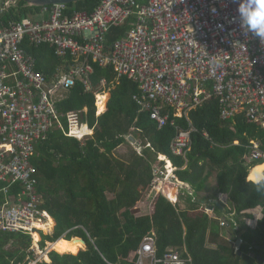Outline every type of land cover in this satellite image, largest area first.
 Masks as SVG:
<instances>
[{
    "label": "trees",
    "instance_id": "obj_1",
    "mask_svg": "<svg viewBox=\"0 0 264 264\" xmlns=\"http://www.w3.org/2000/svg\"><path fill=\"white\" fill-rule=\"evenodd\" d=\"M99 5V0H81L67 5L66 15L90 14ZM41 9L20 1L3 11L0 26ZM127 30V24L113 27L107 45ZM26 50L35 57L36 70L49 79L64 62L70 64L64 61L70 57L58 58L48 45H27ZM103 78L111 82L113 70L94 64V87ZM139 93L138 85L123 78L112 90L106 112L97 118L96 96L77 82L59 104L62 113L87 109L83 121L95 128V134L82 143L57 129L36 146L32 163L37 168V189L44 199L43 209L56 222L53 234L43 236L41 245L83 238L87 249L78 255L53 251L51 262L40 264H136L138 250L150 234L155 235L159 257L173 249L194 264H264V185L248 181L249 170L260 164L250 159L251 141H258L264 150V128L248 123L244 115L223 121L219 100L213 98L188 118L176 119L182 129L192 130L190 150L178 156L171 149L176 128L168 125L159 130L150 112L141 111L135 101ZM131 133L150 147L130 158L117 157L115 151L130 143L125 136ZM159 155L172 162L177 182L184 184L183 192L174 196L177 205L158 192ZM263 171L264 165L252 172L250 180L262 178ZM212 184L216 185L214 199L227 198L228 207L216 200L212 205L228 228L199 208L213 203L201 196ZM179 202L187 208L180 209ZM32 244L29 235L0 232V264H29L33 259L27 258L34 257L28 252Z\"/></svg>",
    "mask_w": 264,
    "mask_h": 264
},
{
    "label": "built area",
    "instance_id": "obj_2",
    "mask_svg": "<svg viewBox=\"0 0 264 264\" xmlns=\"http://www.w3.org/2000/svg\"><path fill=\"white\" fill-rule=\"evenodd\" d=\"M99 1L91 15L70 17L66 5H54L41 9L49 15L47 20L35 21L30 15L0 26V232L31 236L30 264L48 262L54 250L50 242L46 248L41 245L43 236L53 234L55 221L43 209L37 189V168L32 163L36 146L57 129L84 143L95 128L83 121L85 110L58 109L59 97L77 82L88 85L93 67L86 65L51 80L36 70L27 45H50L61 57L85 62L92 58L102 67L113 66L118 79L128 77L139 87L135 101L141 111L150 112L159 130L176 128L171 144L175 155L185 156L190 150L192 133L176 119L188 118L213 98L219 100L223 121L244 115L248 123L264 128V42L241 28L236 0ZM11 4L2 12L17 7L14 0ZM131 16L138 18V25L125 39L106 47L105 34ZM103 101L97 96L99 117ZM250 149L251 161L264 164L260 143L251 141ZM159 167L155 173L161 193L174 202L184 184L177 182L176 168ZM170 183L179 189L168 190L165 185ZM221 225L230 226L225 219ZM137 254L136 264H194L173 249L159 257L154 234L144 239Z\"/></svg>",
    "mask_w": 264,
    "mask_h": 264
},
{
    "label": "crops",
    "instance_id": "obj_3",
    "mask_svg": "<svg viewBox=\"0 0 264 264\" xmlns=\"http://www.w3.org/2000/svg\"><path fill=\"white\" fill-rule=\"evenodd\" d=\"M4 0H0V4L3 2ZM98 8V7H97ZM1 9V8H0ZM96 10V9H95ZM94 12V11H93ZM92 12V13H93ZM3 12L0 10V15L2 14ZM76 13H87V12H75V14ZM92 13H87V14H89V15H91ZM74 14V15H75ZM73 16V15H72ZM72 16H70V17H72ZM33 20H35V21H43V20H47L48 18H49V15H46V14H44L42 11H39V13H36L35 15H32V17H31ZM125 24H127L128 25V30L126 31V33H125V35L123 36V37H121V38H119L118 40H116L111 46H113L115 43H117L118 41H120V40H123V39H125L126 38V36H127V34H128V32L132 29V28H134V27H136L137 25H138V18L136 17V16H131V17H129L128 19H127V21L124 23V24H122L121 26H117V27H122V26H124ZM113 29V27L105 34V38H104V44H105V46L107 47L108 45V35H109V33H110V31ZM91 36V35H90ZM77 39H78V41H80V42H83V37H76ZM91 38V37H90ZM50 48H52L53 50H54V52H55V55L58 57V58H60V59H67V58H71L70 60H64V61H67V62H70V64H69V66H67V63L66 62H64L65 63V65H61L59 68H58V70H57V72L53 75V77L52 78H50L51 80H55L57 77H59V76H62V75H64V74H69L72 70H74V69H78V68H85V66L86 65H91L92 67H93V70H94V64H96V65H98L100 68H103V69H112L113 70V72H114V79L111 81V82H108V80L107 79H102L101 81H100V84H99V86L96 88V87H94V85H93V76H94V71H93V74H91V75H88V78H87V80H88V85L90 86L89 88L90 89H88V85L87 84H85L84 82H80L82 85H84V87H85V91L86 92H88V93H92V94H94L95 96H96V100H97V96H98V98H106L107 97V99H105L104 101V105H103V108H104V113L106 112V108H107V105H108V103H109V101H110V99H111V94H112V90L113 89H115L116 88V86L117 85H119L120 84V82H121V80L123 79V78H121V79H118V77H117V74H116V71H115V69H114V67L113 66H111V65H107V66H104V67H102V66H100L98 63H94L93 62V60H92V58H90V59H88V61L87 62H85V59H80V60H78V59H76L75 57H73V56H70V55H67V56H65V57H61V56H59L57 53H56V48L55 47H52V46H50V45H48ZM106 53H108V51L106 50ZM32 56V55H31ZM34 59H35V57L34 56H32ZM35 63H36V59H35ZM37 69V68H36ZM124 78H126V79H128V77H124ZM130 82H132V83H134L133 81H131L130 79H128ZM137 85V84H136ZM139 88V87H138ZM69 92V91H68ZM68 92H65L61 97H59V99H58V109H59V111L60 112H62L61 111V109H60V107H59V104L60 103H62L65 99H66V94L68 93ZM135 96H137V97H140V93L139 94H137V95H135ZM135 96H134V99H135ZM105 103H106V105H105ZM105 106V107H104ZM85 111L87 112V109H85ZM103 113V114H104ZM102 114V115H103ZM96 117L97 118H99V116L97 115V106H96ZM260 126V125H259ZM261 127V126H260ZM126 137V139L130 142V144L131 145H133L135 148H139V149H145V148H148V145L149 144H147V146H143V144H142V142L141 141H139L138 139H136L135 137H134V135L131 133V134H129V135H126L125 136ZM150 147V146H149ZM161 156L162 155H159V159H160V161L162 162V163H165L166 164V162H164V160L161 158ZM165 157V156H164ZM167 158V157H166ZM157 165H159V164H157ZM167 165V164H166ZM171 165H172V167L173 168H175L174 166H173V164H172V162H171ZM264 164H259V165H257V166H253V168H251L250 170H249V177H248V181H250V182H253L254 180H250V176H251V174H252V172H254V170H256L257 168H259V167H262ZM167 168H168V165H167ZM262 178H264V171H263V173H262ZM254 183V182H253ZM177 184V183H176ZM176 184H175V186L173 185V184H168V185H165V187H167V189L168 190H170V189H179V187L177 186L176 187ZM171 185V187H170V189L168 188V186H170ZM212 185H214V184H212ZM211 185V186H212ZM164 186V185H163ZM160 190V189H159ZM158 190V192H160ZM170 191H172V190H170ZM174 197V196H173ZM222 201H223V203L225 202V204H227L228 202L226 201L227 200V198L225 197V196H223V195H220V196H218ZM218 199V198H217ZM216 199H213V201H215ZM219 200V199H218ZM218 200H216V201H218ZM170 202H172L173 204H174V202L173 201H171V200H169ZM220 201V200H219ZM210 202H212V200L210 201ZM179 207H181L182 209H186V207L188 206V205H186L185 203H183V202H179ZM228 206V205H227ZM214 215H216L215 216V218L217 217V219L218 220H223L222 219V217H218L217 216V214L216 213H213ZM214 218V219H215Z\"/></svg>",
    "mask_w": 264,
    "mask_h": 264
},
{
    "label": "clouds",
    "instance_id": "obj_4",
    "mask_svg": "<svg viewBox=\"0 0 264 264\" xmlns=\"http://www.w3.org/2000/svg\"><path fill=\"white\" fill-rule=\"evenodd\" d=\"M14 1H18V3L16 4L18 6L20 0H14ZM236 2L238 3L237 13L241 28L246 32L251 33L253 36L259 38L260 41L264 42V0H236ZM136 149L138 150V148ZM163 160L164 162H166L167 165H169V163L171 162L168 159H163ZM253 182L256 183L258 186L264 185V178L254 180ZM50 262L51 260L49 257V262L46 263H50Z\"/></svg>",
    "mask_w": 264,
    "mask_h": 264
},
{
    "label": "rangeland",
    "instance_id": "obj_5",
    "mask_svg": "<svg viewBox=\"0 0 264 264\" xmlns=\"http://www.w3.org/2000/svg\"><path fill=\"white\" fill-rule=\"evenodd\" d=\"M13 1V0H12ZM11 1V2H12ZM11 2L9 1V0H7V1H3L1 4H0V10H3V7H5V5H9V6H12V4H11ZM5 3V4H4ZM15 3L17 4L18 3V1H15ZM6 7H8V6H6ZM107 98V97H106ZM103 110V109H102ZM142 151H143V149H136L133 145H131L130 143H125L124 145H122L121 147H119L116 151H115V154H116V156L117 157H119V158H130L135 152H137V153H139V154H141L142 153ZM159 168H160V170L161 171H166V168H167V165L165 164V163H162V164H159ZM170 187H171V185L170 186H168V188L170 189ZM160 192H162V189H160L159 190ZM214 191L216 192V185H212L211 186V188H210V190H207L206 192H204V194H202L201 196H207V198H209L210 200H212V202L213 203H207L206 202V204H200V209H202L206 214H208L212 219H214L215 218V216L216 215H214L213 213H215V211L213 210L214 209V206L212 205V204H214V203H216V202H214L213 201V199H214V197H216V196H214ZM218 196H220V195H218ZM217 196V198L220 200H218L220 203H222V205H224V207L226 206V207H228L227 205L228 204H225V202L223 203V201L219 198ZM44 200V199H43ZM214 205H216V204H214ZM206 207H210V208H208V210H207V208ZM187 208V207H186ZM180 209H182L181 207H180ZM182 210H185V209H182ZM141 213H143V210H142V212ZM55 224H56V222H55ZM226 227L228 228L229 226L228 225H226ZM228 238H230V237H228ZM239 243V244H238ZM237 245L239 246L240 245V241H238L237 242ZM212 247H216L215 245H213ZM86 249H87V247H85ZM84 248V249H85ZM84 249H82L81 251H84ZM85 249V250H86ZM237 249L238 248H236V251H237ZM80 251V252H81ZM29 252V251H28ZM54 252H56V251H54ZM79 252V253H80ZM58 253V252H57ZM78 253V254H79ZM58 254H60V253H58ZM78 254H76V255H78ZM61 255H63V254H61ZM64 255H66V254H64ZM68 255V254H67ZM70 255H72V254H70ZM30 259H34V257H28L27 258V261H29ZM48 260V259H47ZM30 264V263H29Z\"/></svg>",
    "mask_w": 264,
    "mask_h": 264
},
{
    "label": "bare ground",
    "instance_id": "obj_6",
    "mask_svg": "<svg viewBox=\"0 0 264 264\" xmlns=\"http://www.w3.org/2000/svg\"><path fill=\"white\" fill-rule=\"evenodd\" d=\"M102 99L105 100L107 98H102ZM103 102H105V101H103ZM103 105H104V103L103 104L102 103L99 104L100 111L103 109ZM170 168H171V166L169 167V169ZM182 190H183V188L178 192V194L183 192ZM173 200H175L174 197H173ZM174 204L177 205L175 202H174ZM51 248L54 249L56 252H58L60 254H63V255L64 254L76 255L82 249L85 248V245L82 243V241L76 240V239L71 240V241H68V240H65V239H60V240H58V242H56L53 245H51ZM48 262H49V259H48Z\"/></svg>",
    "mask_w": 264,
    "mask_h": 264
},
{
    "label": "water",
    "instance_id": "obj_7",
    "mask_svg": "<svg viewBox=\"0 0 264 264\" xmlns=\"http://www.w3.org/2000/svg\"><path fill=\"white\" fill-rule=\"evenodd\" d=\"M26 3L28 7L44 8L54 5H69L72 3L79 2L81 0H20ZM76 240L82 241V243L87 247V243L83 238H76ZM239 244V243H238Z\"/></svg>",
    "mask_w": 264,
    "mask_h": 264
}]
</instances>
